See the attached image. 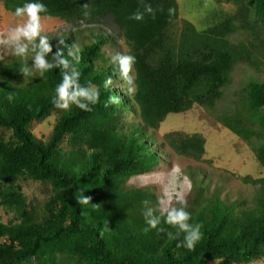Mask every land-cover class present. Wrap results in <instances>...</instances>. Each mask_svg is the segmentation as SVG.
<instances>
[{
  "label": "trees",
  "instance_id": "obj_1",
  "mask_svg": "<svg viewBox=\"0 0 264 264\" xmlns=\"http://www.w3.org/2000/svg\"><path fill=\"white\" fill-rule=\"evenodd\" d=\"M0 1L12 14L26 2ZM231 1L239 10L244 5L257 23H237L227 17L198 32L184 22L178 43L170 48L169 34L178 18L175 0H40L48 9L44 17L71 25L66 32L45 34L53 54L61 48L67 53L60 40L67 46L77 44L81 83H94L101 95L91 112L75 106L65 112L52 103L62 80L58 69L43 77L36 73L24 78L19 72L24 60L0 61V129L10 131L14 140L0 141V206L15 215L14 221L0 222V241L4 240L0 264L32 259L55 264L56 253L80 264H205L201 261L210 259L232 264L264 258V177L251 181L257 186L252 204L224 202L218 190L210 193L209 187L202 186L206 172L187 169L193 183L187 201L190 223L203 225V238L194 250L182 246L184 234L177 235L174 227L162 224L165 232L159 234L144 231L143 201L155 206L158 199L153 192L120 190L132 175L157 164L147 130H157L168 115L186 113L194 106L214 112L237 64L257 73L264 70V0ZM144 2L158 9L155 19L146 15L143 22L130 20L133 12L143 10ZM169 8L174 10L171 17ZM109 25L122 32L128 54L136 57L131 99L104 87L108 77L114 81L119 74L118 65L103 51L109 43L116 47L106 31ZM27 62L31 66V60ZM243 93L239 110L216 119L241 141L251 143L264 170V83L252 81ZM112 95L119 97V104L108 103ZM126 110L141 122L124 126L120 117ZM52 112L57 118L49 137L36 139L29 126ZM166 137L180 156L199 160L205 153L199 135ZM198 177L203 179L200 184ZM16 179L50 184L52 198L40 215L28 209L13 185ZM81 191L90 197L88 205L78 203Z\"/></svg>",
  "mask_w": 264,
  "mask_h": 264
},
{
  "label": "rangeland",
  "instance_id": "obj_2",
  "mask_svg": "<svg viewBox=\"0 0 264 264\" xmlns=\"http://www.w3.org/2000/svg\"><path fill=\"white\" fill-rule=\"evenodd\" d=\"M241 1L244 4L245 0ZM175 2L178 6V18L169 34L170 48L178 43L177 39L184 22L193 25L198 32L225 20L227 17H234L237 23L244 21H249L253 24L257 23L252 14L246 12L243 4V7L239 10V7L235 6L231 0H175ZM19 22V18L7 12L0 1V33L5 32L10 26H15ZM42 23L44 26L43 34L66 32L71 28L70 24L56 18L44 17ZM260 25L263 27L262 24ZM106 31L115 40L116 47L113 48L110 43L106 45L103 49L105 55L112 57L117 53L128 54L129 47L122 37V32L112 25L106 27ZM0 56H4L3 61L16 58L10 52L3 50H0ZM131 75L135 80L133 71ZM252 81L264 83V70L257 73L246 65L237 64L214 112L207 113L202 108L194 106L186 113L168 115L157 130L153 132L147 130L153 151L158 155L157 164L148 171L132 175L121 186L120 190L122 192H131L132 190L151 191L159 200L164 195V188L168 183L173 168L179 167L182 175L188 177L186 171L191 167L199 172H206L207 177L204 181H202V177L197 178L198 184L202 181V186L209 187L210 193L218 190L220 199L224 202L244 200L247 204H252L256 196L257 186L252 185L251 181L262 179L264 170L255 159L251 143L248 144L241 141L226 130L216 119L217 116L233 115L235 111L239 110L237 105L245 97L243 90ZM110 87L116 94L129 99L132 98L135 92H128V85L119 74H117L116 80L113 81ZM56 118L57 114L52 112L45 119L33 122L29 126V131L36 139L46 141ZM120 121L124 126L141 122L139 117L129 110H126L120 117ZM172 133H178L183 136H201L205 141V153L201 159L195 160L175 153L170 147V138L166 137ZM0 141L6 143L14 142L11 132L0 129ZM190 181V189L184 186L186 202L191 199L193 192V183L191 179ZM13 185L19 188L26 200L28 209H33L39 215L42 211L41 209L52 198V188L48 183L30 179H16ZM172 203L174 206L179 205L175 200ZM14 220L15 215L0 206V222L7 223ZM2 242L4 240L0 241V244ZM53 260L55 264H80L74 258L59 253H56ZM201 262L205 264L223 263L221 259H210ZM22 264L38 263L32 259ZM232 264H264V258L249 262L237 261Z\"/></svg>",
  "mask_w": 264,
  "mask_h": 264
},
{
  "label": "clouds",
  "instance_id": "obj_3",
  "mask_svg": "<svg viewBox=\"0 0 264 264\" xmlns=\"http://www.w3.org/2000/svg\"><path fill=\"white\" fill-rule=\"evenodd\" d=\"M86 9L85 17L89 15V5L83 6ZM158 9H154L150 3H143V10L137 9L129 19L136 22H143L146 15L155 19ZM168 15L171 17L174 10L169 8ZM48 9L40 0H26L23 6L17 7L14 16L19 18V23L10 26L5 32L0 33V50L10 52L12 56L25 61L20 66L19 72L24 78L32 77L39 73L43 77L46 73L58 69L62 74V80L56 85L52 103L55 108L65 112L70 111L75 106L81 111L91 112L100 101V90L92 82L87 85L81 83V71L78 65L81 61V48L73 43L71 46L65 45L64 40H60V45L67 48V53L63 48L53 54L50 39L44 33L43 19L47 15ZM31 60V66L27 62ZM4 56H0V61ZM111 62L118 65L119 76L128 85V92L135 91V81L131 75L133 66L136 64V57L131 54H120L112 56ZM113 84L112 77H108L104 82V87L108 88ZM8 99L11 101L12 96ZM109 104H119V97L112 95L109 97ZM107 106V105H106ZM184 186L191 188V181L187 176H183L179 167H175L170 174L167 185L164 188V195L156 202L155 206L149 200H144V221L147 227L145 232L156 230L165 232L162 224L177 229V235L183 233L182 246L188 250H194L203 238V225L190 223L191 213L187 210V202L184 196ZM175 200L180 206H174ZM79 204L88 205L90 197L81 191L77 199ZM172 237L173 233L168 232Z\"/></svg>",
  "mask_w": 264,
  "mask_h": 264
}]
</instances>
